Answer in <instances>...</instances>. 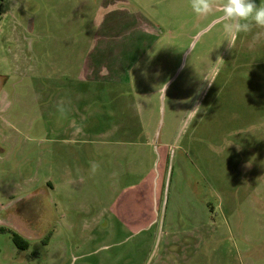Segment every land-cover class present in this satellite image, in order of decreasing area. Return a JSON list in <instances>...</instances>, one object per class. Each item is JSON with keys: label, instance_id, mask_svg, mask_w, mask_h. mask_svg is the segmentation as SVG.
<instances>
[{"label": "rangeland", "instance_id": "rangeland-1", "mask_svg": "<svg viewBox=\"0 0 264 264\" xmlns=\"http://www.w3.org/2000/svg\"><path fill=\"white\" fill-rule=\"evenodd\" d=\"M19 2L0 264H264V29L230 38L190 0Z\"/></svg>", "mask_w": 264, "mask_h": 264}, {"label": "clouds", "instance_id": "clouds-1", "mask_svg": "<svg viewBox=\"0 0 264 264\" xmlns=\"http://www.w3.org/2000/svg\"><path fill=\"white\" fill-rule=\"evenodd\" d=\"M192 11L199 16H208L214 7L219 6L227 35L236 37L240 33H249L253 27L264 29V6H258L254 0H190ZM99 164L92 163L95 174Z\"/></svg>", "mask_w": 264, "mask_h": 264}, {"label": "crops", "instance_id": "crops-1", "mask_svg": "<svg viewBox=\"0 0 264 264\" xmlns=\"http://www.w3.org/2000/svg\"><path fill=\"white\" fill-rule=\"evenodd\" d=\"M20 5H22V3H20L19 0H7L6 4L4 3V0H0V18L4 16L2 19L4 20V18L7 15H10L11 19L16 24L15 26L17 27V29L22 30L24 33V31H27L25 28L26 24L28 26L29 31L32 25L28 24L29 21L31 20L30 16L27 14L28 11L26 9L25 10L22 9V7L20 8ZM15 7H18L17 9L20 10V13L17 17H13V14L11 13L13 12ZM19 33L21 34V31H19ZM7 85H8L7 76L5 74H0V111H2L8 106L9 91L7 89Z\"/></svg>", "mask_w": 264, "mask_h": 264}, {"label": "trees", "instance_id": "trees-1", "mask_svg": "<svg viewBox=\"0 0 264 264\" xmlns=\"http://www.w3.org/2000/svg\"><path fill=\"white\" fill-rule=\"evenodd\" d=\"M13 238L14 240L18 243V246L20 248H26L27 246V241L25 239H23L20 235L14 233L13 234Z\"/></svg>", "mask_w": 264, "mask_h": 264}]
</instances>
